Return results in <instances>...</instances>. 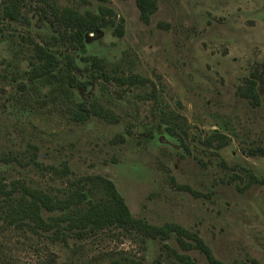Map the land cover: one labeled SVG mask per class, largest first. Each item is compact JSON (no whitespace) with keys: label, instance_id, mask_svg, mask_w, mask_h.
I'll list each match as a JSON object with an SVG mask.
<instances>
[{"label":"rangeland","instance_id":"374dc122","mask_svg":"<svg viewBox=\"0 0 264 264\" xmlns=\"http://www.w3.org/2000/svg\"><path fill=\"white\" fill-rule=\"evenodd\" d=\"M53 1L81 10L111 7L115 22L123 19V34L109 28L92 34L86 54L149 83L127 92L111 84L108 90L95 87L119 121L77 123L62 96L53 98L40 85L23 91L19 83L29 69V38L51 39L50 23L35 17L31 28L0 24V180L64 190L66 178L25 163L35 146L40 162H66L67 178H111L135 217L198 233L222 263L264 264V185H249L253 177L264 179V153L248 155L264 148V0H156L149 22L136 0ZM56 48L66 52L62 43ZM250 80L261 92L258 103L241 93ZM153 88L166 111L178 115L186 130L182 138L162 135L159 111L146 97ZM214 131L226 134L228 144L208 145ZM5 154L24 157L6 163ZM49 234L0 220V264H109L122 256L176 264L172 250L185 253L175 237L168 249L160 239L121 228L81 239L71 235L67 243ZM190 254L208 264L199 250Z\"/></svg>","mask_w":264,"mask_h":264},{"label":"trees","instance_id":"16d2710c","mask_svg":"<svg viewBox=\"0 0 264 264\" xmlns=\"http://www.w3.org/2000/svg\"><path fill=\"white\" fill-rule=\"evenodd\" d=\"M136 2L142 20L149 22L157 9L156 0ZM35 17L39 23H50L53 34L51 39L42 42L29 38L32 45L27 59L29 69L25 70L26 81L19 82L23 91L30 86L33 89L39 85L47 87L53 98H64L66 111L77 123H86L92 117L109 123L118 122L117 114L109 105L101 103L92 89L101 85L102 90H108L107 84H111L119 87L118 92H127L147 86L149 79L125 72L86 52L92 34H100L109 28L113 29L114 35H122L123 19L116 23V14L105 4L81 10L60 6L53 0H0V24L8 26L20 22L31 28ZM59 43L66 45V52L56 48ZM3 76L2 73L1 77ZM256 84V81L250 80L246 88H241V93L258 103L261 92ZM146 97L154 100L155 108L159 111L158 127L164 130L162 135L169 140L175 136L182 138L179 133H186L185 128L176 113L166 111L157 89L153 88ZM228 140L230 138L226 134L214 131L208 136L206 143L214 145L217 142L216 147L222 148L228 144ZM37 151V147L33 146L32 154L25 163L66 178V188L56 193L33 187L21 179L10 182L0 180V220L19 228H29L36 233H50L53 241L65 243L71 235L81 239L108 228H121L128 232L135 231L143 237L160 239L168 249V241L175 237L179 247L185 251L179 253L172 250L171 255L176 258V264H199L190 254L194 250L204 254L208 264H224L215 257L210 246L198 233L177 223L156 225L135 217L111 178L98 174L67 178L71 170L66 162L61 167L46 165L38 160ZM263 153L264 148L258 146L252 148L248 155ZM23 157L5 154L2 159L6 163L13 160L22 163ZM255 182L264 185V179L256 177L249 181V185ZM109 264L145 263L143 260L122 256Z\"/></svg>","mask_w":264,"mask_h":264}]
</instances>
